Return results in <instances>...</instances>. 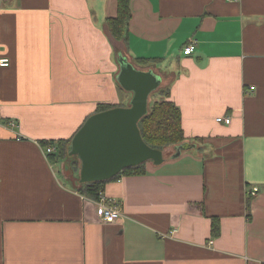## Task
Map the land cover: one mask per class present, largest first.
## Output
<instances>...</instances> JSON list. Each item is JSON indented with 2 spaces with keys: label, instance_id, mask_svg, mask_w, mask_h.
I'll list each match as a JSON object with an SVG mask.
<instances>
[{
  "label": "crops",
  "instance_id": "1",
  "mask_svg": "<svg viewBox=\"0 0 264 264\" xmlns=\"http://www.w3.org/2000/svg\"><path fill=\"white\" fill-rule=\"evenodd\" d=\"M130 10L123 46L105 27L116 0H0V264H264V0ZM118 53L156 62L145 69L169 79L195 148L106 183L121 211L107 224L74 162L51 163L41 142L70 140L99 105L126 106Z\"/></svg>",
  "mask_w": 264,
  "mask_h": 264
},
{
  "label": "water",
  "instance_id": "2",
  "mask_svg": "<svg viewBox=\"0 0 264 264\" xmlns=\"http://www.w3.org/2000/svg\"><path fill=\"white\" fill-rule=\"evenodd\" d=\"M117 65L115 80L131 98L126 106L89 116L70 139L67 156L79 164L78 186L109 181L125 169L145 163L159 166L164 162L163 151L150 148L138 126L148 113L151 95L161 86V78L152 69L136 68L121 53L117 54ZM194 148L184 142L173 148L170 158ZM64 166L68 170L67 163Z\"/></svg>",
  "mask_w": 264,
  "mask_h": 264
},
{
  "label": "trees",
  "instance_id": "3",
  "mask_svg": "<svg viewBox=\"0 0 264 264\" xmlns=\"http://www.w3.org/2000/svg\"><path fill=\"white\" fill-rule=\"evenodd\" d=\"M131 19L130 0H116V14L109 17L105 21V27L109 37L117 44L121 43L123 46L127 41L128 25ZM124 51V50H123ZM136 63L142 67L151 66L153 59L136 58ZM118 86V85H117ZM119 87V86H118ZM119 89H121L119 87ZM122 90V89H121ZM160 91V87L152 95ZM114 108L110 105H99L95 113L103 112ZM144 142L153 149L166 150L174 148L185 141L183 129L181 127V113L179 108L169 100L168 88L159 100H154L149 103L148 113L141 119L138 124ZM70 140L47 141L41 144L48 147H56L57 153L49 155L51 163L63 162L67 156V146ZM75 166L79 168L78 162L75 160ZM145 174L144 164L138 167L128 168L121 172L115 178L96 183H88L81 185L79 193L94 201L98 200L99 195L104 190V185L108 182L118 181L121 176L125 175H142ZM247 201V209L249 207ZM250 216H247V220ZM211 235L217 237L219 235L218 220L212 221Z\"/></svg>",
  "mask_w": 264,
  "mask_h": 264
},
{
  "label": "built area",
  "instance_id": "4",
  "mask_svg": "<svg viewBox=\"0 0 264 264\" xmlns=\"http://www.w3.org/2000/svg\"><path fill=\"white\" fill-rule=\"evenodd\" d=\"M195 49L194 41H190L183 49V54L185 56H189L193 53ZM9 66V60L8 59H0V67H8ZM218 123H222L224 125H229L231 122L230 116H224L217 119ZM5 124V123H4ZM6 126L13 128L15 127V122L10 120L6 121ZM43 153L46 156H49L53 153H55V148L43 146ZM258 192L257 188H253L250 192L251 194H255ZM98 204L99 211L102 217V220L104 223L111 224L117 221L121 218V211L119 204L112 201L111 199H108L103 194L99 195L98 200L95 201Z\"/></svg>",
  "mask_w": 264,
  "mask_h": 264
},
{
  "label": "rangeland",
  "instance_id": "5",
  "mask_svg": "<svg viewBox=\"0 0 264 264\" xmlns=\"http://www.w3.org/2000/svg\"><path fill=\"white\" fill-rule=\"evenodd\" d=\"M124 52V51H123ZM133 64H134V66L136 65V66H139V67H136V68H139V69H145V67H143L142 68V66L141 65H138L137 63H136V61H134L133 62ZM153 67H155V65H156V62H153L152 64H151ZM157 66V65H156ZM141 67V68H140ZM145 70H147V69H145ZM168 81H169V79L167 78V79H165V81L161 84V86H160V91L159 92H157L155 95H151V97H150V102L152 103L154 100H159L160 98H161V96L164 94L165 95V92L167 91V85H168ZM122 93L123 94H127V95H129V93H126L125 91H122ZM128 104V102L126 101L125 102V105H127ZM222 124V123H221ZM165 153V157L166 158H168L172 153H173V148H168L167 149V151H165L164 152ZM75 158H67L66 160H65V162L67 163V165H68V167H72V163L73 162H75ZM69 174H71V172L69 173ZM75 175H77V174H75L74 173V177H75Z\"/></svg>",
  "mask_w": 264,
  "mask_h": 264
}]
</instances>
